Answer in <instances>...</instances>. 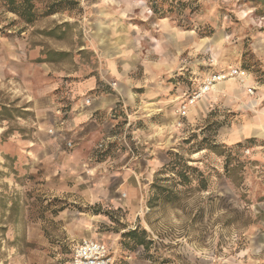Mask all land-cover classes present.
<instances>
[{
	"label": "rangeland",
	"instance_id": "obj_1",
	"mask_svg": "<svg viewBox=\"0 0 264 264\" xmlns=\"http://www.w3.org/2000/svg\"><path fill=\"white\" fill-rule=\"evenodd\" d=\"M49 2L60 11L26 26L0 0V264H65L84 239L115 264H264V0ZM227 65L254 95L229 81L188 118L136 107L141 79L171 101ZM113 68L137 80L130 102L80 147L69 93L114 86Z\"/></svg>",
	"mask_w": 264,
	"mask_h": 264
},
{
	"label": "crops",
	"instance_id": "obj_2",
	"mask_svg": "<svg viewBox=\"0 0 264 264\" xmlns=\"http://www.w3.org/2000/svg\"><path fill=\"white\" fill-rule=\"evenodd\" d=\"M228 66L231 65L220 66L218 70L227 68ZM113 72L117 79L122 75V73L117 68H113ZM146 81L147 79H141L137 83V80L128 77V79L125 78L122 81L118 79L117 82H114L116 85L112 86L105 78L92 77L84 82L74 84L72 90L69 93L73 106L69 111V114L71 116L70 120H72L71 124L72 128H74L73 130H76L77 132L78 128L80 127L81 129H84L78 137L81 141L80 147L95 146V144H97L96 141L93 142L91 140L96 138H98L99 141H102L105 138H111L109 137V131L106 130V127L108 124L109 126L114 127L115 121H113L112 118H115V113L118 112L116 109H122L124 102H130L129 96H131V89L129 87H135L134 85H136V83L145 89V91H142V95L139 96L138 101L136 102L137 109L144 108V102H146V100H152V102L148 103L149 105L155 106V111H153L152 114L158 113L163 111L166 103L171 102L174 106L173 111L175 114H177V109L179 108L185 94L188 91L187 87L182 90V93L177 95L175 98L173 97L171 101H168L167 97L169 95V87H164L161 82L153 83L152 78H149L148 82ZM226 83L220 84L214 92L208 95H225L224 90L228 87V84ZM108 84L111 85V90L106 88V85ZM206 97L207 95L199 103L203 102ZM86 99H89V104L85 102ZM196 106H193L190 109L187 118L195 110ZM152 114L148 113L147 115ZM104 115L105 120L101 121L99 116ZM108 116L110 117L109 120H107ZM156 144H158V146L152 144V147H157V149L163 147L161 141L158 138H156ZM158 161L159 158L157 156H153L152 161H149V165L151 166L152 170L155 171L158 169Z\"/></svg>",
	"mask_w": 264,
	"mask_h": 264
},
{
	"label": "built area",
	"instance_id": "obj_3",
	"mask_svg": "<svg viewBox=\"0 0 264 264\" xmlns=\"http://www.w3.org/2000/svg\"><path fill=\"white\" fill-rule=\"evenodd\" d=\"M229 81H239L246 86L250 95L255 94V88L249 84L247 70L231 65L206 74L194 88L187 87L188 91L177 109L179 117H187L193 106H196L206 95L214 92L220 84ZM103 146V143L99 145V147ZM65 264H115V260L110 247L105 242L84 239L74 249L71 259Z\"/></svg>",
	"mask_w": 264,
	"mask_h": 264
},
{
	"label": "trees",
	"instance_id": "obj_4",
	"mask_svg": "<svg viewBox=\"0 0 264 264\" xmlns=\"http://www.w3.org/2000/svg\"><path fill=\"white\" fill-rule=\"evenodd\" d=\"M38 0H2L3 6L9 12L16 14L20 20L26 26H32L37 19L42 15H52L60 11V4L61 2H49L44 7V11H41V8L37 5ZM190 87V86H187ZM171 159L169 160L168 164H171ZM173 164V163H172ZM191 168L188 164L183 165V169ZM159 178H156L155 181V188L159 187ZM130 236L133 239H139L137 230H133L130 232ZM137 241V240H136ZM137 245H144L146 244V240H138Z\"/></svg>",
	"mask_w": 264,
	"mask_h": 264
},
{
	"label": "bare ground",
	"instance_id": "obj_5",
	"mask_svg": "<svg viewBox=\"0 0 264 264\" xmlns=\"http://www.w3.org/2000/svg\"><path fill=\"white\" fill-rule=\"evenodd\" d=\"M204 102V101H203Z\"/></svg>",
	"mask_w": 264,
	"mask_h": 264
}]
</instances>
